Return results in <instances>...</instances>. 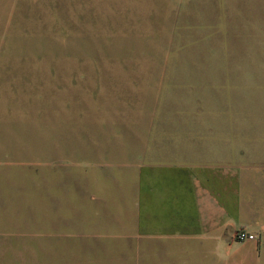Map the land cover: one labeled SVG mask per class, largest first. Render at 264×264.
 Instances as JSON below:
<instances>
[{
	"label": "rangeland",
	"instance_id": "1",
	"mask_svg": "<svg viewBox=\"0 0 264 264\" xmlns=\"http://www.w3.org/2000/svg\"><path fill=\"white\" fill-rule=\"evenodd\" d=\"M153 111L264 159V0H0V264H150L45 223L39 184Z\"/></svg>",
	"mask_w": 264,
	"mask_h": 264
},
{
	"label": "crops",
	"instance_id": "2",
	"mask_svg": "<svg viewBox=\"0 0 264 264\" xmlns=\"http://www.w3.org/2000/svg\"><path fill=\"white\" fill-rule=\"evenodd\" d=\"M155 113L123 138L90 139L70 173L56 167L39 184L40 218L74 241H151L150 264H264V159L227 145L225 130L162 126ZM242 226L255 238L237 240Z\"/></svg>",
	"mask_w": 264,
	"mask_h": 264
},
{
	"label": "built area",
	"instance_id": "3",
	"mask_svg": "<svg viewBox=\"0 0 264 264\" xmlns=\"http://www.w3.org/2000/svg\"><path fill=\"white\" fill-rule=\"evenodd\" d=\"M235 238L237 240H247V239H254L255 236L252 233L247 232L242 226L236 230Z\"/></svg>",
	"mask_w": 264,
	"mask_h": 264
}]
</instances>
